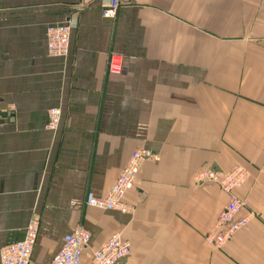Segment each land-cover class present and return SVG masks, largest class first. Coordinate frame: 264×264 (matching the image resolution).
I'll return each mask as SVG.
<instances>
[{
    "label": "crops",
    "instance_id": "crops-1",
    "mask_svg": "<svg viewBox=\"0 0 264 264\" xmlns=\"http://www.w3.org/2000/svg\"><path fill=\"white\" fill-rule=\"evenodd\" d=\"M105 6L0 0V249L36 220L30 264H52L78 225L83 264L113 234L130 245L118 264H264V0ZM66 23L69 53L51 57L47 30ZM137 150L150 157L124 195L132 212L89 207ZM236 166L252 217L215 249L204 238L229 195L196 176Z\"/></svg>",
    "mask_w": 264,
    "mask_h": 264
},
{
    "label": "built area",
    "instance_id": "built-area-1",
    "mask_svg": "<svg viewBox=\"0 0 264 264\" xmlns=\"http://www.w3.org/2000/svg\"><path fill=\"white\" fill-rule=\"evenodd\" d=\"M106 6L102 9L104 18H113L117 9L133 0H105ZM70 25L52 27L47 31V53L51 57H64L69 48ZM108 70L111 74L120 72V63L110 60ZM60 110L52 109L48 113V125L50 129L57 127ZM150 153L146 150L133 152L119 176L112 185L108 194L102 198L89 197L87 205L98 210H116L132 212L131 206L124 203V195L134 180L140 162L148 159ZM247 179L246 171L236 166L227 173L203 170L196 176V181L208 180L216 183L218 187L229 195V201L220 211L213 227L205 235L208 246L221 249L228 243L236 232L245 227L252 214H243L246 205L238 198L234 191L242 187ZM38 234V222L32 221L25 230L24 239L21 242L4 246L0 249V264H30L33 248ZM89 231L78 225L68 236L64 246L57 253L52 264H83V255L90 240ZM130 254V245L119 234L111 235L99 248L91 254L88 264H118V262Z\"/></svg>",
    "mask_w": 264,
    "mask_h": 264
},
{
    "label": "rangeland",
    "instance_id": "rangeland-1",
    "mask_svg": "<svg viewBox=\"0 0 264 264\" xmlns=\"http://www.w3.org/2000/svg\"><path fill=\"white\" fill-rule=\"evenodd\" d=\"M66 24H68V23H66ZM64 25H65V24H64ZM68 25H69V24H68ZM69 27H70V36H71V26H69ZM49 29H50V28H49ZM49 29H48V30H49ZM48 30H47V31H48ZM69 46H70V42H69ZM68 53H69V48H68L67 53L64 55V57L67 56ZM47 54H48V53H47ZM59 121H60V118H58L57 126H58V124H59ZM47 125H48V124H47ZM46 128H47V129H50L49 126H46ZM54 129H55V128H54ZM54 129L52 128L51 130H54ZM141 163H142V162H140V164H141ZM140 164H139V166H140ZM139 166H138V168H139Z\"/></svg>",
    "mask_w": 264,
    "mask_h": 264
},
{
    "label": "water",
    "instance_id": "water-1",
    "mask_svg": "<svg viewBox=\"0 0 264 264\" xmlns=\"http://www.w3.org/2000/svg\"><path fill=\"white\" fill-rule=\"evenodd\" d=\"M9 117L7 113L0 112V119H5Z\"/></svg>",
    "mask_w": 264,
    "mask_h": 264
}]
</instances>
